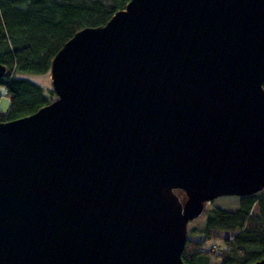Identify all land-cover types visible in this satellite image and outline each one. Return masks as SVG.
Returning <instances> with one entry per match:
<instances>
[{
  "label": "water",
  "instance_id": "obj_1",
  "mask_svg": "<svg viewBox=\"0 0 264 264\" xmlns=\"http://www.w3.org/2000/svg\"><path fill=\"white\" fill-rule=\"evenodd\" d=\"M50 77L0 121V264H185L205 201L264 188V0H129Z\"/></svg>",
  "mask_w": 264,
  "mask_h": 264
},
{
  "label": "trees",
  "instance_id": "obj_2",
  "mask_svg": "<svg viewBox=\"0 0 264 264\" xmlns=\"http://www.w3.org/2000/svg\"><path fill=\"white\" fill-rule=\"evenodd\" d=\"M128 1L0 0V63L7 67L0 84L9 99L0 121L31 114L57 96L18 71L49 72L53 56L79 29L105 24ZM236 200L235 208L213 206L200 226L187 228L185 264H250L264 257V188Z\"/></svg>",
  "mask_w": 264,
  "mask_h": 264
},
{
  "label": "rangeland",
  "instance_id": "obj_3",
  "mask_svg": "<svg viewBox=\"0 0 264 264\" xmlns=\"http://www.w3.org/2000/svg\"><path fill=\"white\" fill-rule=\"evenodd\" d=\"M18 76L27 77L36 83L43 86L45 89H48L50 86H52L51 83V77H50V71L47 73H37V72H31V71H18L16 73ZM53 87V86H52ZM9 105V99L6 96L5 87L3 84H0V108L3 110H6ZM176 194L179 196L180 200L182 202L185 201L186 195L184 191L180 188H176L174 190ZM213 206H221L224 208H235L237 206V200L236 195H220L215 197L212 200H207L204 203L203 211L194 219L190 220L187 224V228H189L191 225H197L200 226L203 219L205 218L207 211L212 208ZM223 235H227L226 232H221ZM197 238V236H195ZM219 242V241H218ZM209 264H220V260L214 261L211 260Z\"/></svg>",
  "mask_w": 264,
  "mask_h": 264
}]
</instances>
